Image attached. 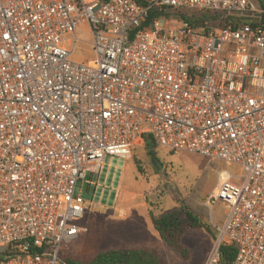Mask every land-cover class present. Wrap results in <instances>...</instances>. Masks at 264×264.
<instances>
[{"label": "built area", "instance_id": "2783aa9c", "mask_svg": "<svg viewBox=\"0 0 264 264\" xmlns=\"http://www.w3.org/2000/svg\"><path fill=\"white\" fill-rule=\"evenodd\" d=\"M84 23L91 61L74 58ZM144 137L240 168L206 199L225 217L205 264L224 245L264 264V0H0V264H71L88 168Z\"/></svg>", "mask_w": 264, "mask_h": 264}, {"label": "rangeland", "instance_id": "374dc122", "mask_svg": "<svg viewBox=\"0 0 264 264\" xmlns=\"http://www.w3.org/2000/svg\"><path fill=\"white\" fill-rule=\"evenodd\" d=\"M180 24L178 20L170 23L174 27ZM77 34L81 41L74 58L93 60L86 23ZM155 151L158 161L153 164L145 142H137L129 158L108 155L101 165L88 168L87 178L92 183L84 186L85 213L78 221L88 231L67 244L64 255L89 259L110 248L149 244L156 246L169 264H205L216 236L214 230L198 227L184 234L183 243L192 250L187 262L163 241L153 226L151 212L161 216L185 204L209 219L207 215L213 207L205 206L204 200L218 193L219 172L239 173L240 168L198 153H175L163 146H157ZM214 208L217 216L224 205L220 203ZM209 221L212 225L211 218Z\"/></svg>", "mask_w": 264, "mask_h": 264}, {"label": "trees", "instance_id": "16d2710c", "mask_svg": "<svg viewBox=\"0 0 264 264\" xmlns=\"http://www.w3.org/2000/svg\"><path fill=\"white\" fill-rule=\"evenodd\" d=\"M106 2L108 0H102ZM164 16L168 18H177L188 20L202 32H208L212 26L219 24L217 17L210 18L204 12H183V11H166L161 9L153 12L151 17L156 18ZM141 142H145V147L150 155L153 164L158 161L155 154L156 143L151 137H144ZM151 219L154 228L159 232L163 241L176 254L177 257L184 261H189L192 250L184 245L183 236L192 229L205 227L213 232L209 219L197 214L189 206L182 204L175 210L155 216L151 212ZM236 246L224 245L222 248V261L224 264H230L236 255ZM5 249H0V262L6 254ZM71 264H169L160 254L158 248L154 245H136L128 247H114L95 254L89 259H76L70 255H64Z\"/></svg>", "mask_w": 264, "mask_h": 264}, {"label": "crops", "instance_id": "0c3cea01", "mask_svg": "<svg viewBox=\"0 0 264 264\" xmlns=\"http://www.w3.org/2000/svg\"><path fill=\"white\" fill-rule=\"evenodd\" d=\"M223 171H225V170H221L220 172H219V176H218V181H219V179H220V174H221V172H223ZM218 184V183H217ZM216 184V185H217ZM205 202H206V199L204 200V205L205 206H207L206 204H205ZM218 204H220V203H218ZM222 204V203H221ZM217 206V205H216ZM217 208V207H216ZM214 209L215 208H213L212 210H211V213H209V215H207L208 216V218L210 219H212L213 221H217V222H221L223 219H224V217H225V207H224V209L223 210H220V212L221 213H219V214H217V216L215 215V212H214ZM195 211V210H194ZM196 212V211H195ZM197 214H199V215H201L200 213H198V212H196ZM202 216H203V214H202ZM208 257V256H207ZM207 259V258H206Z\"/></svg>", "mask_w": 264, "mask_h": 264}]
</instances>
